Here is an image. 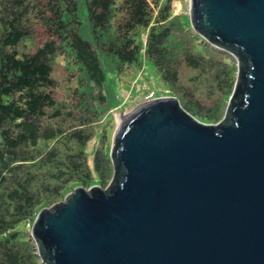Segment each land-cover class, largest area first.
<instances>
[{"label": "water", "instance_id": "water-1", "mask_svg": "<svg viewBox=\"0 0 264 264\" xmlns=\"http://www.w3.org/2000/svg\"><path fill=\"white\" fill-rule=\"evenodd\" d=\"M194 31L233 56L225 119L148 102L113 137L106 190L41 210L42 264H264V0H190Z\"/></svg>", "mask_w": 264, "mask_h": 264}, {"label": "trees", "instance_id": "trees-1", "mask_svg": "<svg viewBox=\"0 0 264 264\" xmlns=\"http://www.w3.org/2000/svg\"><path fill=\"white\" fill-rule=\"evenodd\" d=\"M173 1L0 0V264H42L27 226L74 186L115 175L109 125H98L115 106L107 84L143 51L189 114L221 117L235 86L231 56L175 15ZM58 58L69 70L63 99Z\"/></svg>", "mask_w": 264, "mask_h": 264}, {"label": "rangeland", "instance_id": "rangeland-1", "mask_svg": "<svg viewBox=\"0 0 264 264\" xmlns=\"http://www.w3.org/2000/svg\"><path fill=\"white\" fill-rule=\"evenodd\" d=\"M172 8L175 15H183L185 18L190 20V0H174L172 3ZM192 30L194 31V29ZM141 42L143 45H145L146 42L145 36L141 38ZM29 45L30 43L27 44V47H29ZM33 49L34 48H32V50ZM230 58L231 61H233L231 65L233 66L232 69L235 70V83H236L238 65L236 59L233 56H231ZM56 62L57 64L55 68V78L60 86V88H58L57 91H58L59 99H63L66 98V95L68 93V88H64V86L69 78L68 77L69 70L67 69V63L62 59L58 58ZM107 89H112L113 92L112 97H114L115 106L111 107L110 115L104 118L98 125L99 126L102 125L105 128L106 125H109L110 128L109 130L111 133L109 137L110 138L109 145L111 146L113 143L114 134L117 131V129L122 126L121 122L125 117L133 113L140 106L148 102H151L153 100L163 99V98H174L166 93V85L161 81L159 75L154 70L153 66L147 60L144 59V51L142 52V56L137 66H132L129 68L122 69V71L116 76L113 75L109 77ZM231 96L232 94L228 97V99L225 101V103H223L221 107L222 110L221 117L217 121L214 120L211 121L210 123H205V124L218 125L225 119ZM100 139H101L100 136H98V138L96 137L88 147L87 153L89 154V163L91 166L93 164L92 152L100 144L101 142ZM110 152H111V147H110ZM113 176H114V171H112V175L106 176L107 181L104 184L95 185L92 188L98 187L103 190H106L110 185ZM78 188H85L88 191L92 189L91 187H84L80 185L74 186L65 194L63 199L56 204L63 202L69 194H72ZM53 206H50L49 209L52 208ZM33 224L34 222L27 226L29 235L31 234ZM24 228H25L24 225H21L19 227L21 231H23Z\"/></svg>", "mask_w": 264, "mask_h": 264}, {"label": "bare ground", "instance_id": "bare-ground-1", "mask_svg": "<svg viewBox=\"0 0 264 264\" xmlns=\"http://www.w3.org/2000/svg\"><path fill=\"white\" fill-rule=\"evenodd\" d=\"M124 122V119H123V121L121 122V124Z\"/></svg>", "mask_w": 264, "mask_h": 264}]
</instances>
